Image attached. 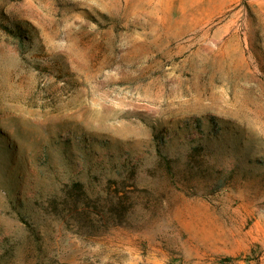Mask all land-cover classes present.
Listing matches in <instances>:
<instances>
[{
	"label": "rangeland",
	"instance_id": "1",
	"mask_svg": "<svg viewBox=\"0 0 264 264\" xmlns=\"http://www.w3.org/2000/svg\"><path fill=\"white\" fill-rule=\"evenodd\" d=\"M0 264H264V0H0Z\"/></svg>",
	"mask_w": 264,
	"mask_h": 264
}]
</instances>
